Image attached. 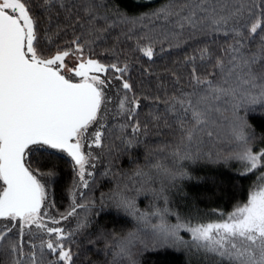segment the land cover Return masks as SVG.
Instances as JSON below:
<instances>
[{
	"label": "snow or ice",
	"instance_id": "snow-or-ice-1",
	"mask_svg": "<svg viewBox=\"0 0 264 264\" xmlns=\"http://www.w3.org/2000/svg\"><path fill=\"white\" fill-rule=\"evenodd\" d=\"M178 257L264 264V0H0V264Z\"/></svg>",
	"mask_w": 264,
	"mask_h": 264
},
{
	"label": "trees",
	"instance_id": "trees-1",
	"mask_svg": "<svg viewBox=\"0 0 264 264\" xmlns=\"http://www.w3.org/2000/svg\"><path fill=\"white\" fill-rule=\"evenodd\" d=\"M188 51L190 53L191 49H189ZM172 58L175 59L176 57L173 56ZM125 167H129V165L126 164ZM222 171L225 172V176L223 177L224 191H219L211 187L206 188V186L202 184L195 186H193V184H189L186 186V189L189 190L190 195L196 197V200L194 202L195 207L200 210L201 214L208 213L213 208H222L225 211L230 210L231 204L234 203V199H232L233 194H235V198L237 199L240 198L241 192L246 191L247 187L252 183L253 180L256 179V176L252 174L241 176L235 171L234 168L222 169ZM70 182H71L70 174L65 175L62 178V184L57 188V192H56L57 208H59L61 211L67 206L68 203V200L66 198L65 188ZM96 195L97 196L99 195V191L96 192ZM141 199L143 201L141 203V207H144V205L147 204L148 201L143 200V198ZM100 222L102 224H105L109 229H114L117 232L126 230L128 227L131 226L129 223L123 220L118 223H113L111 218L107 216H102ZM90 255L93 260L102 259V256L98 257L91 253ZM146 259H155V257L146 256ZM182 259L183 257H178L176 260V264H180V260ZM193 264H195V261L193 262Z\"/></svg>",
	"mask_w": 264,
	"mask_h": 264
}]
</instances>
